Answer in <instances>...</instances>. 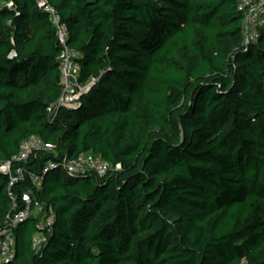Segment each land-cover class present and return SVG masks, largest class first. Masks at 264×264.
<instances>
[{
	"label": "trees",
	"instance_id": "1",
	"mask_svg": "<svg viewBox=\"0 0 264 264\" xmlns=\"http://www.w3.org/2000/svg\"><path fill=\"white\" fill-rule=\"evenodd\" d=\"M49 2L97 80L58 108L55 26L34 0H0V168L30 137L55 145L11 189L0 169V226L26 191L43 205L3 264H264V29L244 43L238 0ZM89 152L113 169H64Z\"/></svg>",
	"mask_w": 264,
	"mask_h": 264
},
{
	"label": "built area",
	"instance_id": "2",
	"mask_svg": "<svg viewBox=\"0 0 264 264\" xmlns=\"http://www.w3.org/2000/svg\"><path fill=\"white\" fill-rule=\"evenodd\" d=\"M38 7L43 10L48 20L55 26L56 36L58 37L61 50L58 58L59 70L61 72L62 94L57 100V107L77 108L81 96L88 93L96 82L95 77H90L86 81L82 80L81 64L78 59L80 53L69 45V28L68 24L62 20L61 14L54 4L49 0H34ZM8 6L12 7L13 3ZM238 8L244 16L242 30L244 32V43L250 44L257 42L260 37V31L264 29V0H238ZM10 58L16 56L12 51ZM52 110L51 108L49 109ZM55 145L46 142L42 137H30L21 146L20 151L11 161H5L1 164V171L10 176L11 182L9 189L24 177V168L19 165L26 162L32 153L39 151L53 152ZM64 169L71 175L81 174L94 171L100 176H105L112 168L109 161L94 155L93 153H81L72 159H66L63 163ZM115 169L119 170L120 165ZM31 179L36 188H40L42 179L38 176L31 175ZM22 201L25 203L24 208L18 209L15 203V213L10 215L5 224L0 226V264L9 263L14 258L15 252V229L18 225L31 217H37L41 210L42 204L33 197V192L26 191L22 195ZM55 214L50 210L44 216L42 227L51 229ZM33 239L34 248L39 249L46 240L43 234H36Z\"/></svg>",
	"mask_w": 264,
	"mask_h": 264
},
{
	"label": "rangeland",
	"instance_id": "3",
	"mask_svg": "<svg viewBox=\"0 0 264 264\" xmlns=\"http://www.w3.org/2000/svg\"><path fill=\"white\" fill-rule=\"evenodd\" d=\"M38 216H39V215H38ZM40 219L42 220L41 223H43V222H44V220H43V219H44V215H41V216H40Z\"/></svg>",
	"mask_w": 264,
	"mask_h": 264
}]
</instances>
